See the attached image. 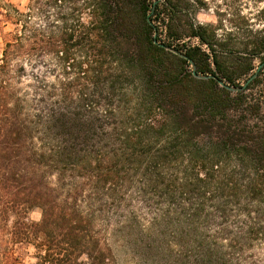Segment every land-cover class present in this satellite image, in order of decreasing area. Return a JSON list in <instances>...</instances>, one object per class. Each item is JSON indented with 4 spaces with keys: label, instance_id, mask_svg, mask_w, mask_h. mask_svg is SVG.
I'll use <instances>...</instances> for the list:
<instances>
[{
    "label": "trees",
    "instance_id": "obj_1",
    "mask_svg": "<svg viewBox=\"0 0 264 264\" xmlns=\"http://www.w3.org/2000/svg\"><path fill=\"white\" fill-rule=\"evenodd\" d=\"M156 1H38L32 7L41 13L54 8L62 22L48 33L31 26L27 14L0 2V264L18 263L17 251L26 247L34 249L36 264H112V252L91 215L77 204V188L63 183L95 176L107 182L141 165L144 155L148 170L155 166L152 173L162 172L159 164L182 160L204 194L261 206L264 66L258 69L264 65V37L246 44L245 54L230 63L214 48L215 31L204 26L190 27L196 44L191 39L174 46L180 39L175 25L179 6L173 0L163 6ZM158 23L167 31L168 44L154 37ZM8 25L15 30L5 33ZM160 45L186 55L198 75L245 88L232 92L214 79L195 78L189 60ZM45 56L56 60L68 78L61 83V103L76 100L82 108L108 109L109 99L119 98V150L99 145L103 126L97 120L56 110L46 120L31 115L16 87L20 63ZM55 95L53 90L47 96ZM34 211L41 213L38 222L30 219ZM215 257L209 251L208 264H216Z\"/></svg>",
    "mask_w": 264,
    "mask_h": 264
},
{
    "label": "rangeland",
    "instance_id": "obj_2",
    "mask_svg": "<svg viewBox=\"0 0 264 264\" xmlns=\"http://www.w3.org/2000/svg\"><path fill=\"white\" fill-rule=\"evenodd\" d=\"M38 1L47 0H0L27 14L34 28L46 33L57 31L62 22L55 9L41 13L32 7ZM173 2L179 6L180 17L175 22L180 39L174 46L187 45L192 39V25L204 26L208 32L215 31L218 43L214 48L230 63L245 54L246 44L264 37V0ZM164 3L165 0H157L155 5ZM158 25L160 30L154 37L168 44L165 27ZM15 28L8 25L5 33ZM190 42L196 44L193 39ZM3 47L0 37V59ZM20 64L23 70L16 87L33 117L46 120L48 112L56 110L86 121L97 120L103 126L97 136L99 145L112 152L120 149L122 120L117 116V96L109 99L108 109L100 105L94 110L82 108L76 100L64 104L60 102L61 83L68 78L56 60L50 56L34 57L22 59ZM67 72L73 78V72ZM53 90L56 95L48 98ZM168 139L169 136L163 138ZM148 160L144 155L139 159L141 165L136 163L128 172L107 182L104 176H95L63 183L77 188V204L91 215L102 242L112 252V264H208L209 251L219 258H214L216 264H264V197L260 206L245 199L225 200L207 190L204 194L203 185L187 176L182 160L159 164V174L151 172L155 166L148 170ZM55 179H51L53 184ZM30 219L40 221L41 213L31 212ZM17 254L20 261L16 264H36L32 247L21 248Z\"/></svg>",
    "mask_w": 264,
    "mask_h": 264
},
{
    "label": "water",
    "instance_id": "obj_3",
    "mask_svg": "<svg viewBox=\"0 0 264 264\" xmlns=\"http://www.w3.org/2000/svg\"><path fill=\"white\" fill-rule=\"evenodd\" d=\"M154 9H155V6H154ZM153 9V10H154ZM156 44H158L157 40L155 41ZM161 47H163L164 49H166L167 51H170L172 53H174L175 55H177L178 57L180 58H183L185 60H189L190 64H191V68H192V73H193V76L197 79H200V80H209V79H214L216 80L223 88L229 90V91H232V92H238V91H242L245 87L243 88H232V87H229L227 84H225L221 79H219L218 77L216 76H201V75H198L197 74V67H196V64L188 59V57L182 53H180L179 51H177L176 49L174 48H171L169 46H165V45H160ZM264 65H261L258 69V72L260 71V69L263 67ZM257 72V73H258ZM257 73L249 80V82H251L253 79H255L257 77ZM248 82V83H249Z\"/></svg>",
    "mask_w": 264,
    "mask_h": 264
}]
</instances>
